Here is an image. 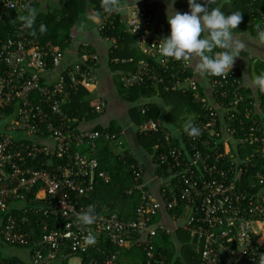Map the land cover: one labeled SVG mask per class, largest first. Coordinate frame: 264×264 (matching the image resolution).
<instances>
[{
    "label": "built area",
    "instance_id": "built-area-1",
    "mask_svg": "<svg viewBox=\"0 0 264 264\" xmlns=\"http://www.w3.org/2000/svg\"><path fill=\"white\" fill-rule=\"evenodd\" d=\"M31 3L0 0V26L11 22V31L0 36V247L28 252L27 260L0 256V264H61L75 253H85L88 264H119L122 250L138 235L146 264H153L155 238L172 233L154 220L162 209L174 211L181 205L190 212L183 230L201 249L199 264H264V99L257 105L259 114L252 101L253 108L246 105L243 117L238 116L246 97L236 89L234 68L227 78L205 77L210 91L206 99L184 61L160 55L162 40L151 32V3L132 5L126 30L146 58L117 59L134 63L133 71L120 74L119 83L125 88L160 84L165 91L189 93L201 105V113L188 115L184 123L192 121L201 135L188 136L184 125L167 129L153 119L142 122L138 135L161 134L151 153L161 180L159 195L148 188L137 162L126 190L139 196L133 218L124 220L116 212L99 210L84 200H89L96 180L110 184L111 176L85 151H95L100 139L122 144L123 133L80 129L63 106L80 86L98 82L100 57L85 48V64L68 66L55 82H44L42 73L60 66L62 52L29 38L22 23L12 21L14 13H24ZM117 14L102 7L96 27L113 48ZM105 103L101 99L94 111L102 112ZM238 148L248 151L242 157ZM41 159L43 164L35 167ZM250 168L257 169L255 179L240 188ZM88 205L95 206L97 220L81 225L77 214ZM29 214L38 218L32 221ZM48 218L60 220L62 226L50 229ZM89 234L95 236L94 244L86 242ZM102 238L115 250L99 259L90 250Z\"/></svg>",
    "mask_w": 264,
    "mask_h": 264
},
{
    "label": "trees",
    "instance_id": "trees-1",
    "mask_svg": "<svg viewBox=\"0 0 264 264\" xmlns=\"http://www.w3.org/2000/svg\"><path fill=\"white\" fill-rule=\"evenodd\" d=\"M90 2L94 6L96 14L99 16L102 9L103 0H90ZM86 3L87 0H69L65 3L62 12L59 14V18L56 17L54 14H45L37 16L36 23L33 29L36 31V35L33 36L31 34V30H28V37L32 39H37L44 47H55L57 45L63 46L64 40L70 38V33L75 23L79 20L80 16L86 11ZM177 5L179 7L188 5L187 0H182ZM30 6H33V2ZM217 6H220L221 10L225 12V14H228L233 11L241 12L242 20L238 25V31L236 32L246 31L252 37H256L255 25L257 23L264 24V0H210L209 7L214 8ZM18 14L19 13H14V20L12 21L21 22L20 20H17ZM123 19V15L119 12L117 14L116 28L113 32V35L117 38V44L116 48L111 47V58L114 60V58L123 59L127 57H132L135 61L146 58V56L142 54L140 49L137 47L134 38L131 36V34L127 32L126 25L123 22ZM40 25H44L46 27V31L44 33H40ZM10 29L11 22H9L5 27L0 26V36L3 38L7 36V34L11 31ZM89 51L93 52L91 49H89ZM81 62L85 64L86 60L84 59V61ZM256 67L258 73H263L262 71H264V62H259ZM116 68H121L122 70H129L127 72H131L134 70V63L122 64L119 62L118 64H116ZM190 69L191 68H189L187 72L192 75ZM235 78L238 80V82L236 83V89L240 90L246 97V100L240 104V109L238 108L240 111V114H238V116L240 115L243 117L245 112V108L243 107H246L247 105L248 107L253 108V99L248 97L246 90L240 85L241 77L238 71ZM119 90L120 94H122V97L131 105V120L135 123V125H137V127L142 122L148 119H153L158 123V119L160 118L161 114V108L157 101H153L151 99L156 95L162 97L167 103V105L172 103L171 105L173 108H171L168 112H165L166 121L164 125L166 126V124H169V126H171H167V129L172 128V124H174L175 120L178 118L181 119V121L185 122L188 115L195 113V115L197 116L201 113V105L193 102L192 96L189 93H183L181 91H165L163 86L160 84L153 85L151 83H146L143 85L140 84L134 87L125 88L119 83ZM170 98L174 101L171 102ZM95 103L96 102L91 99V94L85 88L80 86L77 91L72 94L69 100L64 104L63 110L71 118H78L75 123V125L78 126L80 121L92 120L97 117L99 113L94 111L96 105ZM142 109H145V112H143ZM181 127L182 126H180V128ZM90 130H107L114 134L120 133V129H118L115 124H112L109 127L96 126ZM160 137L161 134H137V141L138 144L148 154H151L157 142V139ZM233 150H235V147ZM86 151L85 153L89 157L95 158L98 161L99 169L105 170L110 174L111 183L105 184L102 181L96 180L93 186V192L89 200H84V202L96 204L99 210H104L109 213L116 212L121 219H132L134 211L139 204V196L135 192L131 195H128L126 194V190L131 185V174L137 163V160L134 155L128 150H125L122 154H117L113 149L112 142L106 141L104 139H100L97 141V147L95 148V151ZM247 151L248 149L238 148V154L242 157L246 154ZM43 161L45 160H39V162L35 163L34 166L40 167L43 164ZM258 162L262 163V161ZM260 163H257V167L259 168H261ZM256 172L257 169H248L246 175L243 178V182L240 185V188L247 187L248 184H250V182L255 179L254 176ZM181 207H183V205H181ZM181 207L169 212H178L181 210ZM16 214L18 213L16 212ZM29 216L30 220L32 221H34L35 218H38V216H34L31 214H29ZM47 221L49 222L50 229L55 227L60 228L62 226L60 220L54 222L51 220V218H48ZM177 233L181 242L179 257L174 258V250H172L171 247L168 248V242L170 241L169 237H156L154 241L155 259L153 261V264H161V258L164 259L162 264H199L201 249L199 247V250H195L196 240L192 239L187 231L184 232L180 230ZM138 236L140 237V239L142 238L141 235ZM138 236L134 238L135 249H133V251H137V258L134 260H131V258H127V261L123 260V250L119 255V264H134L135 260L138 264H146V256L143 251V245L140 243V241L136 240ZM162 242V245H164L165 243V252L158 245ZM91 249V255H94L95 258L102 259L105 255L112 253L115 250V247L109 242L104 241V238H102L99 239L96 245ZM103 249L105 250V253L102 255L101 251ZM74 257H80L82 264H88L89 258L86 257L85 253L70 254L67 256L66 259L61 262V264H68V259ZM10 258L19 260L18 257Z\"/></svg>",
    "mask_w": 264,
    "mask_h": 264
},
{
    "label": "crops",
    "instance_id": "crops-1",
    "mask_svg": "<svg viewBox=\"0 0 264 264\" xmlns=\"http://www.w3.org/2000/svg\"><path fill=\"white\" fill-rule=\"evenodd\" d=\"M68 1L69 0H33L32 7H35L38 10V16L54 14L59 18V14L62 12L65 3ZM146 1L151 3L150 6L154 15V22L151 32L153 36L162 40L170 32V26L167 23L166 18L168 0H119L118 6L123 9V11L120 12L124 18L123 22L125 23L127 18H129L132 5ZM180 1L182 0H175V4L173 5L174 9L181 13L189 12L188 5H184L182 7L177 5L180 3ZM86 4V11L80 16L79 20L72 28L70 38L64 40L63 46H55L62 52V62L60 66L57 68H49L42 73L41 78L46 83L55 82L63 69L84 61L85 55L82 50L85 48H89L99 55L100 61L97 68L99 77L98 82L94 85L90 84L82 87L91 94V99L96 102V105L99 104L101 99H104L106 103L103 111L100 112L97 117L92 120L80 121L78 126L80 129H93L96 126L109 127L110 125L115 124V126L120 129V132H122L123 135L121 137L122 144H119L118 142H112L114 151L117 154H122L125 150H128L134 155L137 162H140L143 166L145 183L148 185V188L151 189L152 193L158 196L161 180L156 174L157 168L155 166L154 159L152 158L151 154H148L138 144L137 125H135V123L131 120L130 116L131 105L122 97V94H120L119 90L118 82L120 74L129 70L116 68V64L119 62H116L118 58H114V60L111 58L112 44L96 30L98 15L96 14V10L91 4L90 0H87ZM26 14V12L19 13L17 15V20H20V17ZM89 17H91V19H89ZM81 21L85 23V27L83 29L80 28ZM236 36L244 37L247 41V47L240 53V56L235 58L232 68L239 72L241 77L240 85L246 90L248 97L253 99L254 103L256 104L254 106V110L259 114L257 105L264 99L263 91L256 89L252 84V80L255 76L264 74V71H262L263 73H258L256 67L259 62H264V44L260 43L257 39H255V37H252L246 31L236 32ZM190 70L194 77L199 81L200 85H202L204 95L206 96V99L208 98L209 100L210 91L207 79L198 77L194 68H191ZM151 99L159 103L161 114L160 118L158 119V123L160 125H164L166 121L165 112H168L171 108H173L171 105L172 103L168 104V106L165 100L162 97H159V95H156ZM170 101L173 102L174 100L170 98ZM184 124L185 123L178 118L175 120V123L172 124V127H180ZM167 126H169V124H166L165 127ZM189 214L190 212L188 207L183 206L181 207L180 211L175 213L162 209L155 218L156 224H162L172 230V233L166 237H169V240L171 241L168 242V248L171 247V249L174 250V258L179 257L181 249V242L177 232L180 230L185 232V230H183V224L188 218ZM162 244L163 242L161 244L159 243L158 245L165 252V243L164 245ZM133 249H135L134 241L129 243L127 247L123 249L124 251L122 250L123 260L127 261V258H131V260L137 258V251H133ZM195 250H199V245L197 242L195 244ZM19 259L27 260L28 252L26 253V256ZM136 263L137 262L135 260L134 264Z\"/></svg>",
    "mask_w": 264,
    "mask_h": 264
},
{
    "label": "clouds",
    "instance_id": "clouds-1",
    "mask_svg": "<svg viewBox=\"0 0 264 264\" xmlns=\"http://www.w3.org/2000/svg\"><path fill=\"white\" fill-rule=\"evenodd\" d=\"M209 3L210 0H187L189 12L181 13L173 7L175 0H168L166 18L170 32L159 43V53L162 57L184 61L183 66L194 68L198 77L227 78L235 58L247 47L246 39L236 36L242 15L240 11L225 14L220 6L209 7ZM118 4L119 0H103L102 7L108 14L119 13L123 9ZM26 13L20 17V21L23 28L31 30V34L35 36L36 31L33 29L38 10L28 5ZM139 23L138 19L133 32L138 29ZM84 27L85 23L81 21L80 28ZM255 29V39L264 44V24L257 23ZM39 31L44 33L46 27L40 25ZM252 84L256 89L264 91V74L255 76ZM183 132L192 138L201 135V129L192 121L184 124ZM77 220L81 225L94 224L97 220L95 206L88 205L77 214ZM86 242L94 244L95 236L89 234Z\"/></svg>",
    "mask_w": 264,
    "mask_h": 264
},
{
    "label": "rangeland",
    "instance_id": "rangeland-1",
    "mask_svg": "<svg viewBox=\"0 0 264 264\" xmlns=\"http://www.w3.org/2000/svg\"><path fill=\"white\" fill-rule=\"evenodd\" d=\"M1 125H2V123H0V130H1ZM26 253H27L26 250L20 249V248L5 247V246L0 247V256L1 257H6V258L7 257H9V258L10 257H19V258H23L24 256H26ZM68 264H80V258L79 257L71 258L69 260ZM136 264H138V263H136Z\"/></svg>",
    "mask_w": 264,
    "mask_h": 264
}]
</instances>
